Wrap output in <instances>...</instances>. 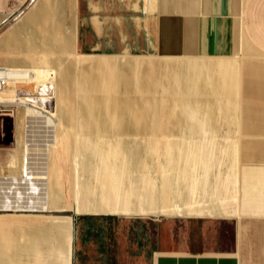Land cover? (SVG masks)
Wrapping results in <instances>:
<instances>
[{
	"label": "crops",
	"instance_id": "0c3cea01",
	"mask_svg": "<svg viewBox=\"0 0 264 264\" xmlns=\"http://www.w3.org/2000/svg\"><path fill=\"white\" fill-rule=\"evenodd\" d=\"M59 1L47 0L32 9L40 5L48 10L44 23L36 25L39 43L34 49L68 48L59 45L55 35L54 45H46L48 35L56 34L48 22L52 10L60 19L55 27L62 26ZM72 2L68 3L66 13ZM87 2L86 14L81 15L78 28L79 46L83 49L104 54L163 53L168 58L220 56L234 61L238 53L251 57L264 55V0ZM7 15L8 12L1 13L0 21ZM13 28L0 41V64L19 67L30 61L31 52L30 46L25 51L10 45ZM244 61L243 72L239 67L243 63L236 61L235 132L238 128L264 129V60ZM262 138L247 142V151L242 155L245 171L260 178L252 181L251 189L247 190L255 201L247 195L246 201L231 202L227 196L232 194L233 183L222 180L218 168L214 180L199 178L182 186L169 183L172 192L167 206L162 209L159 204L160 210L155 214L149 213L154 206L129 208L120 213L86 210L74 231L72 223L70 236L66 230L60 231L63 247L53 243L52 253L45 249L47 245L38 247L34 264H264V193L254 190L264 185ZM235 145L238 153L236 142ZM242 181L241 168L239 183ZM238 210L240 214L235 213ZM147 213L166 217L135 216ZM62 241H66L65 245Z\"/></svg>",
	"mask_w": 264,
	"mask_h": 264
},
{
	"label": "bare ground",
	"instance_id": "6f19581e",
	"mask_svg": "<svg viewBox=\"0 0 264 264\" xmlns=\"http://www.w3.org/2000/svg\"><path fill=\"white\" fill-rule=\"evenodd\" d=\"M59 2L57 8L65 20L68 3ZM42 14L39 9L30 15L29 22L21 20L10 45L24 48L32 42L33 29L29 24L39 21ZM144 64L122 55L120 61L92 59L80 68L75 102L77 136L70 149L79 212L83 207L90 212H104L107 205L118 212L155 204L166 207L172 192L169 183L182 186L199 178L214 180L220 155L230 157L237 153L233 139L236 61L187 56ZM38 65L30 55L29 62L26 60L14 68L28 72L24 81L34 83L37 74L45 71ZM72 82L68 72H64L57 84L70 90ZM143 90H152V94H140ZM45 110L29 109L26 118L32 124L34 119L45 118L47 126L55 127L57 116L70 118L68 107L62 104H58L56 113ZM70 127L73 128V121ZM29 130L24 157L15 158L14 166L31 175ZM155 160L162 165L158 173ZM47 171L48 165L40 178L47 180ZM159 187L161 190H157ZM53 188L54 197L51 200L48 197L47 208L62 206L58 182ZM60 221L54 218L52 224L39 226L29 221L20 224L19 232L11 231V236L4 234L8 233L7 227H0V264H34L38 247L49 242L63 247L60 231L65 229Z\"/></svg>",
	"mask_w": 264,
	"mask_h": 264
},
{
	"label": "rangeland",
	"instance_id": "374dc122",
	"mask_svg": "<svg viewBox=\"0 0 264 264\" xmlns=\"http://www.w3.org/2000/svg\"><path fill=\"white\" fill-rule=\"evenodd\" d=\"M46 1L47 0L1 1L0 14L8 12V15L2 21H0V41L14 27L9 34V36H12L14 29L18 27L20 23H22L21 20L24 23L29 22L30 15L36 10L41 9V6L38 5L34 10L32 9L37 4H42ZM65 1H67L66 3H69L71 0ZM87 5V0H73L67 10V16L62 22V26L55 27L56 24L60 23V19L55 16L56 12H54V10H52V13H50L51 16L49 17L48 22L50 24L52 23L50 29H55L56 34L53 33V36H51V34L48 35L50 37H48L46 45H54L55 35L57 38V43L59 45L62 44V46L67 45L68 48L46 50H37L33 48L39 43L38 34L36 32L38 31L36 24H38V22L44 23L46 15H48L47 9H41L44 15L42 14L43 16L39 21L29 24L33 29V32L30 35V39H32V42L30 40V42L27 43L25 47L21 49L28 51V47L30 46L29 51L31 52L30 55L33 61L39 62L38 68L43 69L45 71L37 74L38 80L36 82L24 84V86L32 91H35V88L39 90L41 86H43L44 89L50 87V91L47 95H30L27 97L21 96L20 98H22L21 100L23 101L25 99H33V101H37V99L43 98L44 102L42 100L38 104L41 105L40 107H42V109L46 108L51 113H56L58 109V104L65 105L68 107L70 118L66 120L58 116L57 118L53 117L54 120L58 122L57 127L47 126L45 124V118L33 120L34 126L31 129L29 128L30 130L28 132V138L30 139L31 143L30 171L32 172L30 175L27 172L22 173L21 170L17 169L16 166H14V160L18 156L24 157L25 140L27 138V128L24 126V120L27 116L26 112L29 109H42H40L39 106L36 107L33 105H29L28 108L21 107L20 112L17 113L16 116L9 114L0 115V227L8 228V233H4L8 236H11V231L13 234H15L16 231L19 232L20 224L30 221L37 224L38 226L44 224L50 225L53 223L54 218H61L60 220L63 223L60 224H64L63 227L66 230V234L70 236L72 234V223L74 231V228L76 227L79 218L87 213L86 209H83V212H79L77 208L78 204L76 203L75 199V191L77 190V178L75 175V170L72 168L70 162V149L72 145L76 142L77 136L75 102L77 100V83L81 66L92 59L120 61L122 58V54H127L126 59L128 60L145 62L144 65H148L152 61L162 62L165 60V58L168 59V56L162 55L163 53L104 54L93 49L87 50L81 48L79 46L80 38L78 28L79 21L82 17L81 15L86 14ZM74 11H76V17ZM75 19L77 20V22L75 21ZM75 24L77 25V28L75 27ZM70 46H73V48H71ZM19 55L23 56L25 55V53L19 52ZM236 58L237 59L235 60L237 62L243 63L239 65L241 71L243 72L246 71V65L244 60L248 58H252L253 60H264V55H254L251 57L242 53H238V57ZM143 69L144 67L141 68V70ZM53 70H55V72H53ZM64 72H68L70 81H73L70 85V90L58 87L57 83ZM50 82L52 83L51 85ZM42 92L45 93L44 91ZM151 92L152 90H143L140 94L148 96L149 94H152ZM153 92L158 94V91L155 92L154 90ZM49 98L50 101L45 106V101H47V99ZM72 121L73 128L70 127V122ZM262 134H264V129L238 128L235 132V136L233 137L235 142L238 144V153L230 157L226 155H220V159L216 162L219 165V174L221 176V179L226 181V183H231V181L233 183L231 187L232 191L230 190V193L232 192V194L230 196H227L228 198L233 200L231 202L235 203L237 200H239L241 203V201H246L248 200L247 195L249 199H253L255 201L254 197L250 193L248 194L247 190L251 189L252 181H259L260 178H258L257 176L254 177L252 174H248L245 171V163L242 164V155L243 153H245V151H247V149H245L246 143L256 141L258 140V137H263L262 139H264V135ZM154 140L159 142L161 141V139L158 138H155ZM19 141H21L20 144ZM154 164L157 167L156 171L158 173V169L159 167L162 169V165L160 166V163L157 160H155ZM47 165L48 179L46 180L40 178V173L44 171V168ZM241 168L243 169V181L240 184L239 175ZM55 182H58V190L62 193V206L58 208H47L45 207V205H47L48 197L50 198V200L54 197L56 189L53 188V184ZM170 186L172 187L173 185ZM158 189L161 190L160 187ZM254 190L257 191L256 193L263 194L264 185L256 186ZM5 204L8 207H5ZM163 208L164 206H162V209ZM159 210L160 205L155 204L154 209H152L149 213L155 214ZM103 211L104 213H120L117 212V210L109 207L108 205ZM162 213L166 212L163 211ZM235 213L240 214V211L238 210ZM135 216H143L147 218H150V216L166 217L165 215H151L148 213ZM12 227L14 230L12 229ZM65 242L66 241H62L64 245ZM45 249H47L49 253H52L54 250L53 242H49Z\"/></svg>",
	"mask_w": 264,
	"mask_h": 264
},
{
	"label": "built area",
	"instance_id": "2783aa9c",
	"mask_svg": "<svg viewBox=\"0 0 264 264\" xmlns=\"http://www.w3.org/2000/svg\"><path fill=\"white\" fill-rule=\"evenodd\" d=\"M28 75H29L28 72L17 70V68L5 64H0V115L9 114L16 116V114L20 112L21 107L28 108L29 105H33L36 107L39 106V108L42 109V107H40L41 105H39L38 103H40V101H42L43 98H39V99L36 98L37 102L33 101V99H25L23 101L20 98L21 96L27 97L30 95H34V96L47 95L48 92L50 91V87L44 89L43 86H41L39 90L35 88V91L27 89L24 86V84H28V83L25 82L24 80L28 78ZM51 84L52 83L50 82V85ZM13 87H15L16 89L12 93L11 90ZM42 91H44L45 93H43ZM49 101L50 98L47 99V101H45V106ZM47 111L48 110L46 109L45 112ZM24 126L31 129L34 125L30 120H28L25 117Z\"/></svg>",
	"mask_w": 264,
	"mask_h": 264
}]
</instances>
